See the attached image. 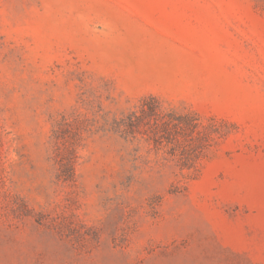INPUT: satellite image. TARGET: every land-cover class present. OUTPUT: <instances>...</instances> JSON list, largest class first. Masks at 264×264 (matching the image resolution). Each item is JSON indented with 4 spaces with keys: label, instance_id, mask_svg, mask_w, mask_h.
I'll return each instance as SVG.
<instances>
[{
    "label": "rangeland",
    "instance_id": "rangeland-1",
    "mask_svg": "<svg viewBox=\"0 0 264 264\" xmlns=\"http://www.w3.org/2000/svg\"><path fill=\"white\" fill-rule=\"evenodd\" d=\"M0 264H264V0H0Z\"/></svg>",
    "mask_w": 264,
    "mask_h": 264
},
{
    "label": "trees",
    "instance_id": "trees-1",
    "mask_svg": "<svg viewBox=\"0 0 264 264\" xmlns=\"http://www.w3.org/2000/svg\"><path fill=\"white\" fill-rule=\"evenodd\" d=\"M169 124L168 121L164 122V124H162V126H167ZM174 125L176 127L179 128L180 131L184 132L185 128L188 126L186 122H184L183 118H178L177 121L174 123ZM191 154L189 153L188 158L191 161V164L194 165L196 159L198 158L199 154H200V148L199 146H197L196 144H193L191 146ZM189 163V162H187ZM186 164V163H185ZM190 164V163H189Z\"/></svg>",
    "mask_w": 264,
    "mask_h": 264
}]
</instances>
